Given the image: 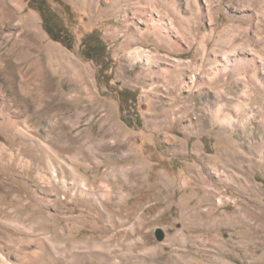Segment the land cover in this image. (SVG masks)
I'll return each mask as SVG.
<instances>
[{
    "label": "rangeland",
    "instance_id": "374dc122",
    "mask_svg": "<svg viewBox=\"0 0 264 264\" xmlns=\"http://www.w3.org/2000/svg\"><path fill=\"white\" fill-rule=\"evenodd\" d=\"M28 2L0 0V264H264L258 115L249 136L152 131L160 112L192 131L171 129L196 115L172 102L179 65L186 86L210 67L264 90V0H37L65 44ZM91 32L106 56L82 55Z\"/></svg>",
    "mask_w": 264,
    "mask_h": 264
},
{
    "label": "crops",
    "instance_id": "0c3cea01",
    "mask_svg": "<svg viewBox=\"0 0 264 264\" xmlns=\"http://www.w3.org/2000/svg\"><path fill=\"white\" fill-rule=\"evenodd\" d=\"M201 63V62H200ZM199 64V63H198ZM201 66V64H199ZM210 68V67H209ZM200 67L197 70V77L191 81L188 86L185 85V79L187 78V69L185 66H180L176 71L177 76L173 77L176 81L178 92L174 94L173 98L180 97L178 93L192 101L189 106H179L176 111L184 110V113L190 115L193 110L196 111V115L192 122L189 124L179 125L173 123L175 121V107L172 110L173 122L171 129H179L181 132L192 130L188 135L182 133H167L166 129L160 126V119L162 113L157 114L155 117L156 124L155 132L157 138L160 140H170L174 136L180 138L201 139L203 137L217 138L219 132L227 133L228 136H232V132L245 133L249 136L250 132H255L256 126L252 125L257 121V115L259 117V124L264 123V90H259L253 85L256 81V77H243L235 76L228 77L222 74L213 75L210 69ZM196 70V69H193ZM194 73V72H193ZM144 78V77H143ZM150 77H147L149 79ZM157 82L159 80L162 89L169 94L172 93L170 87L167 85L166 78L168 77H155ZM139 94L141 90H133ZM175 93V91H174ZM168 99V98H167ZM170 100V99H168ZM186 115V116H188ZM179 122V121H178ZM181 123V121H180ZM179 125V126H177ZM255 125V124H254ZM169 128V127H168ZM162 129L163 131H160ZM163 138V139H162ZM163 142V141H161ZM243 146V145H242Z\"/></svg>",
    "mask_w": 264,
    "mask_h": 264
},
{
    "label": "trees",
    "instance_id": "16d2710c",
    "mask_svg": "<svg viewBox=\"0 0 264 264\" xmlns=\"http://www.w3.org/2000/svg\"><path fill=\"white\" fill-rule=\"evenodd\" d=\"M28 4H29V7L36 9L41 15L42 24H43L45 32L53 40L64 43L65 41L60 40L57 35L60 31L62 32L61 27L57 28L59 25L62 26L57 14L48 8H46L45 10L36 8L35 4H37V0H29ZM53 28H57L58 31L56 32L55 29ZM81 45L83 47L82 55L86 59L91 60V59L100 58V56L101 57L106 56L107 46L105 45L103 41L98 39L96 32H91L90 34H87L83 38ZM103 70H108V66H106V64L103 65ZM111 76H112V73H110L108 77V81L112 79ZM136 97H137L136 91H130L129 89H121L118 93V103H119L120 111L123 113V112H129L130 109L134 110V104L136 101Z\"/></svg>",
    "mask_w": 264,
    "mask_h": 264
},
{
    "label": "bare ground",
    "instance_id": "6f19581e",
    "mask_svg": "<svg viewBox=\"0 0 264 264\" xmlns=\"http://www.w3.org/2000/svg\"><path fill=\"white\" fill-rule=\"evenodd\" d=\"M7 14V13H6ZM18 38V37H17ZM15 44V43H14ZM16 44H17V42H16ZM11 48H12V45H11ZM32 48H33V46H32ZM32 48H28V49H32ZM30 50H28V51H26V52H24V53H22L23 55H22V58H25V59H27L28 57H29V54H31L30 53ZM32 50H36V51H39V47H37L36 45L34 46V48L32 49ZM15 52V51H14ZM33 65V64H32ZM25 75V74H24ZM23 95V94H22ZM26 98V97H25ZM26 100V99H25Z\"/></svg>",
    "mask_w": 264,
    "mask_h": 264
},
{
    "label": "water",
    "instance_id": "95a60500",
    "mask_svg": "<svg viewBox=\"0 0 264 264\" xmlns=\"http://www.w3.org/2000/svg\"><path fill=\"white\" fill-rule=\"evenodd\" d=\"M155 235H156L157 240L161 241L163 239V232L160 229L156 230Z\"/></svg>",
    "mask_w": 264,
    "mask_h": 264
},
{
    "label": "flooded vegetation",
    "instance_id": "af4514ba",
    "mask_svg": "<svg viewBox=\"0 0 264 264\" xmlns=\"http://www.w3.org/2000/svg\"><path fill=\"white\" fill-rule=\"evenodd\" d=\"M93 53V52H92Z\"/></svg>",
    "mask_w": 264,
    "mask_h": 264
}]
</instances>
